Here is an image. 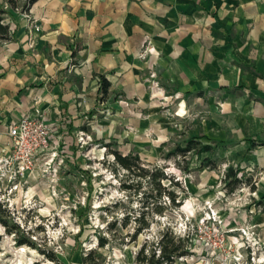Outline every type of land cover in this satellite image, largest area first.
Instances as JSON below:
<instances>
[{
    "label": "rangeland",
    "instance_id": "obj_1",
    "mask_svg": "<svg viewBox=\"0 0 264 264\" xmlns=\"http://www.w3.org/2000/svg\"><path fill=\"white\" fill-rule=\"evenodd\" d=\"M12 11L27 15L22 2ZM6 22H12L9 15ZM30 22L40 29V20ZM94 38L93 83L81 72L85 59L78 46L64 56L47 53V61L35 67L56 98L72 87L76 107L63 113L64 100L40 102L56 109L37 115L48 127L45 151L36 156L32 172L17 174L12 182L0 174V198L8 214L1 217L7 226L18 225L9 232L0 220V264H94V258L103 264H134L140 246L155 240L164 227L180 237L189 235L191 254L178 264H264V146L250 149L247 141L261 129L251 122L245 103L250 96L237 89L227 95L203 90L201 83L178 80L165 63L114 64L102 38L101 43ZM65 42L71 43L69 38ZM50 62L55 72L45 64ZM99 74L110 80L107 93ZM192 137L213 145L215 169L200 171L193 157L192 170L184 173L167 158L170 149ZM113 151L137 155L150 169L164 166L186 189L181 206L161 214L152 210L149 227L136 238L140 192L150 188L143 182L137 192L125 189L126 171L115 163ZM229 165L242 180L232 193L224 177ZM164 183L178 191L170 181ZM126 216L131 218L124 225ZM101 238L106 240L102 247ZM18 239L33 246L19 245Z\"/></svg>",
    "mask_w": 264,
    "mask_h": 264
},
{
    "label": "crops",
    "instance_id": "obj_2",
    "mask_svg": "<svg viewBox=\"0 0 264 264\" xmlns=\"http://www.w3.org/2000/svg\"><path fill=\"white\" fill-rule=\"evenodd\" d=\"M8 10L13 39L0 40V157L10 148V125L56 111L40 102L64 100L62 112L74 111L73 88L56 98L35 67L47 53L64 56L78 46L85 59L81 72L93 83L94 37L106 44L114 64L165 63L178 80L201 83L203 90L245 91L251 122L261 128L247 137L249 148L264 146H251L264 141V0H38L26 16ZM45 64L54 71L53 62Z\"/></svg>",
    "mask_w": 264,
    "mask_h": 264
},
{
    "label": "trees",
    "instance_id": "obj_3",
    "mask_svg": "<svg viewBox=\"0 0 264 264\" xmlns=\"http://www.w3.org/2000/svg\"><path fill=\"white\" fill-rule=\"evenodd\" d=\"M10 7L14 10L19 8V3L22 2V12L28 13L32 5L38 0H6ZM6 15H11L10 11L0 4V40L8 41L13 39V32L9 23L6 22ZM164 23L168 24V21L164 19ZM98 80L100 82L102 91L107 93L110 81L105 75L99 74ZM264 145V141L256 143L251 141V146ZM215 148L210 143H205L197 137L187 139L184 144L178 143L174 148L170 149L167 154L168 159H174L177 168L184 172L189 173L192 168V159L196 157L200 164L198 169L203 171L205 169L213 170L216 168V163L212 159V154ZM191 156V157H189ZM113 157L115 163L126 171V177L123 181V186L127 190L139 191L142 188L143 182L150 188V192H140L142 195V207L137 217H134L137 227L134 229L133 238L141 233L144 229L149 227L147 221V215L154 210L156 213H163V211L170 207H179L182 205L181 196L186 193V189L181 186L179 180H175V177L169 175L164 166H157L154 169L144 167L139 162V157L133 154L123 155L118 151H113ZM239 171L229 165L225 170V180H229L227 183L228 193L234 192V190L241 184L242 180L238 177ZM170 181V185L178 186V191L169 189L168 185H165L164 181ZM254 189V186L252 185ZM167 200V201H166ZM158 203V204H157ZM6 207L0 203V220L7 226V221L2 219V214H7ZM131 217L126 216L124 225L127 224ZM8 231L17 229L18 225L13 227L7 226ZM38 230L39 227H36ZM19 245L28 243L33 246V242L28 239H18ZM106 244L104 238L100 239L99 246L102 247ZM190 238L180 237L174 234L169 227H164L159 236L153 241H145L138 249L135 255L134 264H178L179 259L184 258L191 254L190 251ZM45 254V251L43 252ZM95 253V250H94ZM93 254L90 251L89 254L84 256L83 260L86 262L89 256ZM48 258L52 261H56L55 255H48ZM94 264H103L99 261H95ZM110 264V263H107Z\"/></svg>",
    "mask_w": 264,
    "mask_h": 264
},
{
    "label": "built area",
    "instance_id": "obj_4",
    "mask_svg": "<svg viewBox=\"0 0 264 264\" xmlns=\"http://www.w3.org/2000/svg\"><path fill=\"white\" fill-rule=\"evenodd\" d=\"M8 137L10 148L6 155L0 157V174L4 173L3 177L12 182L17 174L33 171L36 156L45 151L50 136L47 123L38 120L36 115H25L9 126ZM1 200L0 203L6 207Z\"/></svg>",
    "mask_w": 264,
    "mask_h": 264
},
{
    "label": "bare ground",
    "instance_id": "obj_5",
    "mask_svg": "<svg viewBox=\"0 0 264 264\" xmlns=\"http://www.w3.org/2000/svg\"><path fill=\"white\" fill-rule=\"evenodd\" d=\"M187 199V198H186ZM191 202V201H190ZM191 207V206H190ZM188 208V203L187 204H184L183 205V208L182 209H187ZM19 263H21V262H19ZM22 264V263H21Z\"/></svg>",
    "mask_w": 264,
    "mask_h": 264
}]
</instances>
